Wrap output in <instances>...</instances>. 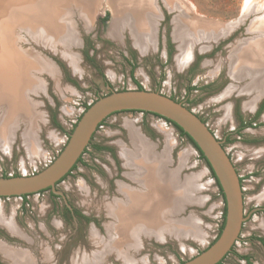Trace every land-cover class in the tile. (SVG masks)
Wrapping results in <instances>:
<instances>
[{
	"label": "rangeland",
	"instance_id": "obj_1",
	"mask_svg": "<svg viewBox=\"0 0 264 264\" xmlns=\"http://www.w3.org/2000/svg\"><path fill=\"white\" fill-rule=\"evenodd\" d=\"M111 1L93 0L94 9L86 12L72 4V0H54L58 5L71 3L67 6V23L72 34L68 46L44 40L39 33L28 34L20 26L14 28V50L36 58L45 67L48 64L49 68L38 67L31 72L34 77L30 78V85L37 88L32 91L34 87L29 86L27 96L23 95L27 103L24 113L0 109V131L4 135L11 132L9 149L0 150V177L31 176L45 169L64 148L80 119V111L109 93L106 86L113 91L139 90L138 87L157 91L199 117L221 142L236 168L243 193V216L249 217L242 224L239 243L219 263L264 264V127L260 124L255 131L228 136L234 126L232 112L245 120L256 102L250 103V108L245 106L256 95L241 92L250 77L233 81L229 76L230 67L240 68L239 61H231V51L243 49L255 39H264L263 31L247 32L250 22L262 17L264 9L244 17L247 6L263 5L264 0H136L144 13L155 16L152 36L146 38L148 47L143 53L134 44L127 26L117 37L110 35ZM105 17L107 20L102 23L100 20ZM176 18L192 36H197L199 30L218 32L225 25H233L227 35L208 42L205 50L200 49L199 43L196 47L192 44L191 57L184 61L186 66L179 67L176 58L181 51L180 43L174 38ZM234 87L237 89L231 92ZM100 125L79 162L54 188L80 213V225L65 215L63 198L50 190L29 195L26 202L3 199L0 248L28 255L30 264H70L73 257L78 263L83 258L84 262L93 258L90 264H96L94 257L98 254V264H181L213 244L224 224L225 204L209 169L189 141L180 137L171 124L165 125L160 117L139 111L112 114ZM131 131L153 145L156 156L167 149V162L161 165V172L171 176V181L154 184L153 176L150 178L146 191L150 201L158 186L165 190L162 219L155 225L163 227L162 233L158 238L154 234L139 235L138 249L127 251L124 244L115 247L126 251L131 261L124 263L115 249L107 252L109 247L104 249V244L110 237H116L111 226L117 222L109 211L114 202L122 199L117 193L118 185L137 188L129 178L134 170L127 168L120 156L121 152L133 150ZM27 134L35 141L33 153L25 147ZM136 163L150 173L154 171L155 167L149 162L145 164L144 159ZM8 224L14 225L19 233H9ZM118 241L116 238L115 242ZM1 249L0 264H18Z\"/></svg>",
	"mask_w": 264,
	"mask_h": 264
},
{
	"label": "bare ground",
	"instance_id": "obj_2",
	"mask_svg": "<svg viewBox=\"0 0 264 264\" xmlns=\"http://www.w3.org/2000/svg\"><path fill=\"white\" fill-rule=\"evenodd\" d=\"M71 3L75 4L76 7H79L80 9H83L86 12H89L94 9L93 0H72ZM71 3H68L66 5H62V4L58 5V3H55L54 0H0V109H2L3 111H9L13 109V111H18V114L24 113L23 110L24 107H26L27 103L25 105L26 100L24 99L25 97L23 95L25 94L29 86H31V88L34 87L32 91H34V89L37 88V86L35 87V85L33 86L30 85L31 83L30 78L33 79L34 77L31 74V72L37 70L38 67H41L38 69L44 70L42 67H45V64L44 63L42 64L40 61L38 62L36 58L22 56L14 50L13 48L14 28L16 26H20L28 34L35 35L39 33L38 36H40V38L44 40L48 39L51 40V42H56V43L58 42L60 43V45L65 44L66 46H68V44H71V41L69 42L68 40L71 39L72 34L71 31L69 30L67 23V17H68L67 6H69V4ZM126 4H129L128 7H125ZM111 6L113 10V20L109 28L110 35L112 37H117L123 30V27L126 28L127 26L130 29L129 33L133 37L132 39L135 42L134 44L137 46L138 49H140V52L143 53L147 49L146 47H148L146 46L147 44L145 45L146 38L149 35L152 36L153 23H154L152 22V20L153 18H155V16H152L149 13L147 14L144 13L141 7L138 6V2L136 0H112ZM125 9H128L129 11L125 12ZM263 9H264V4L263 5L257 4L256 6H251V7L247 6L246 7L247 11L246 10L245 12L243 11L245 14L244 17H248L250 14L259 12ZM174 23H175L174 38L180 43V46L178 45V48H180L181 50V51L179 50L180 54L176 58L177 65L179 67L182 64L185 65L184 61L186 60L188 61L189 57H191L190 54L193 51V45L196 47V43H199L201 45L200 49L205 50L204 46H207L206 44H208V42L212 40H216L222 35H227V33H229L231 29L229 27H232L233 25L231 23L225 25V28L220 29L218 32L213 31L209 33H204L203 31L199 30L197 36H192V33L191 34L188 33L182 27V23H180L179 19L176 18ZM250 23L251 25L247 28L248 33L254 34L259 31H263L261 32V34L264 33V12L262 17L256 19L255 22H250ZM144 25L147 28V32H145L146 28L144 27ZM201 30H203L202 27ZM262 36L264 35L262 34ZM191 38H193L194 41L192 40L191 42L189 40ZM230 57H231V61L234 60L235 63L236 61L240 62V66H239L240 68L237 69H234L235 67L229 68L230 69L229 76L232 78V80L233 81L234 80L237 81L240 79L245 80V78L250 77L251 81L248 84H245L243 91L246 93H249L251 91L263 92L264 91V39L263 40L255 39L253 40V42L245 46V48L243 49L240 48V50L238 48L237 50H235V52L231 51ZM70 64L72 65V62H70ZM46 67L47 69L49 68L48 64ZM36 80L38 81V79ZM30 91L27 92L29 93ZM25 96L27 95L25 94ZM27 102H29V100ZM31 107L32 106H30V108ZM34 116H36V114ZM1 120H2V116H1ZM156 127L159 132L163 133V129L160 128V126H156ZM10 133L7 132V134L4 135L3 131H0V148H1L0 150L4 149V152L5 150H8L10 146L9 143L10 141H8V136L11 135ZM29 134L25 136V143L27 142L25 144V147L29 152L33 153L34 152L33 149L35 148V143H34L35 141L31 140L32 135L30 136ZM130 137L133 141V150L131 152H127V151L121 152L120 156L125 162V166L127 168L134 170V173L130 174L129 178L137 186V188H130V187H125L123 185H118L117 193H119L122 196V199L114 202L113 205L114 207H111L109 211V215L117 222V225H115L114 227L111 226L112 228L111 230L112 232H115L116 237L113 236L110 237L109 241L104 244V249H106L107 246L109 247L108 250H106L107 252L115 249V247L117 248L122 244L126 246L127 251L130 248L138 249V247H140L139 246L140 241L138 239L140 238L139 235L154 234L158 238L162 233L161 230L163 229V227H155V225H158L162 219L161 218L163 214L162 208L165 202L164 187L162 188L158 186L159 188L155 190L156 192L154 194V197H152V201H150L151 197L147 194L148 192L147 190L149 189L148 182L151 181L150 178L152 176H153L154 184H158L157 183L158 181L160 184L163 183V181L167 183L168 180H170L171 176L168 177L161 172L162 169L161 165L164 162H167V157H166L167 154L165 153L167 149L161 155L156 156L154 151H152L154 149L153 145L147 143L143 138L139 136L138 133H136L135 131H131ZM143 159L146 162L145 164L149 162L152 166L155 167L152 173L148 172L147 170L139 166L137 164L138 162L136 163L137 160L139 161ZM171 186L175 191H178V189L174 188L175 185L172 184ZM168 192L169 191H167V193ZM175 197L172 199V201L175 199ZM150 203L152 204L150 205ZM10 223L11 222H9V224ZM9 224L7 225L6 228L8 229L7 231H9V233L11 234L19 233L17 232L14 225H9ZM116 238H119L118 242H115ZM1 251L4 252V254L8 259L10 258L15 260L14 261L15 263L17 262L18 264H30L29 256L22 252L13 251L12 249L8 251H4L1 249ZM116 253L124 263H128L131 261L130 259L127 258L126 251L116 250ZM94 258L96 259V261L94 262L98 264L100 260V255L98 254V256H95ZM92 259L93 258H91L90 260L88 259L84 262L85 259L83 258V260L80 263H78L75 257H73V259L70 261V264H90L92 262Z\"/></svg>",
	"mask_w": 264,
	"mask_h": 264
},
{
	"label": "water",
	"instance_id": "obj_3",
	"mask_svg": "<svg viewBox=\"0 0 264 264\" xmlns=\"http://www.w3.org/2000/svg\"><path fill=\"white\" fill-rule=\"evenodd\" d=\"M96 100L80 117L67 143L56 159L45 169L31 176L0 177V198L25 196L54 190L88 147L97 127L112 114L139 111L156 115L180 128L194 143L210 167L223 195L225 217L218 238L199 255L181 264H218L239 239L243 216V193L235 166L231 163L221 142L217 141L199 117L159 92L146 90L113 91ZM64 199V198H63Z\"/></svg>",
	"mask_w": 264,
	"mask_h": 264
},
{
	"label": "flooded vegetation",
	"instance_id": "obj_4",
	"mask_svg": "<svg viewBox=\"0 0 264 264\" xmlns=\"http://www.w3.org/2000/svg\"><path fill=\"white\" fill-rule=\"evenodd\" d=\"M221 38H223V37H221ZM192 60H193V56H192L191 60L189 61V63L187 65H189ZM234 88L231 89V92L234 91ZM235 89H237V88H235ZM228 92L231 93L230 90H228ZM241 92L243 93L244 91H241ZM251 92L256 95L253 98L254 100L252 99L250 101L251 103H253V102L256 101L254 103V108H252L249 111V116L245 120L239 119L232 112V119H233V122L232 123H233L234 126H232V130L228 134L229 138H231L232 136L242 135V133H245L246 131H255L258 127H260V124H261L262 127H264V95H262L261 97H259V95L262 94V93H264V91L263 92L251 91ZM229 93H226V94L228 95ZM250 102L247 103V104H245V106L249 107ZM226 116H227V113H226L225 117ZM62 203H63V206H64L65 215L66 216L68 215L69 218L72 219V221L75 220L80 225V222H81L80 216H79L80 213H78V211L70 204V202L67 199H63L62 200ZM83 217L85 218V216H83ZM248 217H249V215L246 216L245 219H247Z\"/></svg>",
	"mask_w": 264,
	"mask_h": 264
},
{
	"label": "trees",
	"instance_id": "obj_5",
	"mask_svg": "<svg viewBox=\"0 0 264 264\" xmlns=\"http://www.w3.org/2000/svg\"><path fill=\"white\" fill-rule=\"evenodd\" d=\"M106 20H107V17L101 19L100 21H101L102 23H105ZM138 89L141 90L140 87H138ZM125 112H136V111H125ZM167 122L170 123V124L175 128V130L179 133L180 137L186 138V139L189 141V143L194 147V149H195V150L197 151V153L199 154L200 158L205 162L207 168L209 169V171H210V173H211V176L214 178V175H213V173H212L210 167L208 166L207 162L205 161L203 155H202L201 152L198 150V148L194 145V143L191 141V139H190V138H189V137H188V136H187V135H186V134H185L180 128H178L176 125L172 124V123L169 122V121H167ZM78 162H79V161H77V163H78ZM73 168H74V167H73ZM214 180H215V183H216V185H217V187H218V189H219V192L221 193V196H222V198H223V195H222V192H221V190H220V187L218 186V183L216 182V179H215V178H214ZM224 217H225V211H224V213H223V220H224ZM221 229H222V227H221ZM220 231H221V230H220Z\"/></svg>",
	"mask_w": 264,
	"mask_h": 264
},
{
	"label": "built area",
	"instance_id": "obj_6",
	"mask_svg": "<svg viewBox=\"0 0 264 264\" xmlns=\"http://www.w3.org/2000/svg\"><path fill=\"white\" fill-rule=\"evenodd\" d=\"M85 111H86V110H82V111H80V114H81L80 117L83 115V113H84ZM139 113H140V114H143L144 112H139ZM161 121H163L165 125L170 124V123H168L167 121H165V120H163V119H161ZM99 127H101V125H99V126L97 127V129H98ZM206 127H207V126H206ZM211 134H212V133H211ZM212 136L217 140V137H216L214 134H212ZM67 140H68V139H67ZM66 143H67V141H66ZM66 143H65V144H66ZM226 154H227V153H226ZM54 160H55V159H54ZM54 160H53V161H54ZM53 161H52V162H53ZM52 162H51V163H52ZM51 163H50V164H51ZM50 164H49V165H50ZM49 165H48V166H49ZM33 166H34V165H33ZM48 166H46V167H48ZM46 167H45V168H46ZM241 190H242V189H241ZM41 192H43V191H40V192L35 193V194H31V195H38V194H40ZM28 197H29V195H25V196H15V197H2V198H0V200H3V199H6V200H7V199H11V198L13 199V198H14V199H19L20 201L26 202V200H27ZM0 206H1V205H0ZM239 241H240V239H238V240L234 243V245H237V244L239 243Z\"/></svg>",
	"mask_w": 264,
	"mask_h": 264
}]
</instances>
